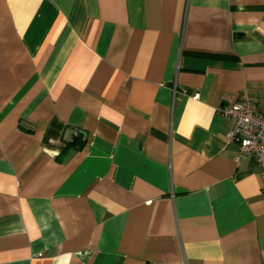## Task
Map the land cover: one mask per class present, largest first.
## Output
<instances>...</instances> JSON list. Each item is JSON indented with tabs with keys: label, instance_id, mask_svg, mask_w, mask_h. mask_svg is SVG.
<instances>
[{
	"label": "crops",
	"instance_id": "0c3cea01",
	"mask_svg": "<svg viewBox=\"0 0 264 264\" xmlns=\"http://www.w3.org/2000/svg\"><path fill=\"white\" fill-rule=\"evenodd\" d=\"M244 93L264 0H0V264H264Z\"/></svg>",
	"mask_w": 264,
	"mask_h": 264
},
{
	"label": "built area",
	"instance_id": "2783aa9c",
	"mask_svg": "<svg viewBox=\"0 0 264 264\" xmlns=\"http://www.w3.org/2000/svg\"><path fill=\"white\" fill-rule=\"evenodd\" d=\"M218 112L231 122L227 138L237 142L241 154L257 159L264 190V105L257 108L252 98L244 93L233 104L220 107Z\"/></svg>",
	"mask_w": 264,
	"mask_h": 264
},
{
	"label": "trees",
	"instance_id": "16d2710c",
	"mask_svg": "<svg viewBox=\"0 0 264 264\" xmlns=\"http://www.w3.org/2000/svg\"><path fill=\"white\" fill-rule=\"evenodd\" d=\"M84 143H85L84 140H82L80 136H77L73 142H70L69 144H67V147L72 145L76 149H79L84 145Z\"/></svg>",
	"mask_w": 264,
	"mask_h": 264
}]
</instances>
